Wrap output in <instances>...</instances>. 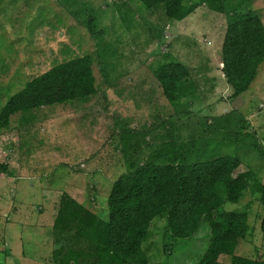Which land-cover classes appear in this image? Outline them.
Returning a JSON list of instances; mask_svg holds the SVG:
<instances>
[{"label":"rangeland","instance_id":"374dc122","mask_svg":"<svg viewBox=\"0 0 264 264\" xmlns=\"http://www.w3.org/2000/svg\"><path fill=\"white\" fill-rule=\"evenodd\" d=\"M222 9L201 4L173 21L161 5L138 0H0V108L31 78L78 57L90 59L95 89L84 100L13 114L0 130V264H54L64 243H55L52 225L64 196L105 219L111 184L125 171L120 135L130 127L147 132L135 159L171 144L185 163L231 156L239 162L232 176L249 171L264 186V59L237 97L220 64L226 26L252 13L264 28V0H222ZM169 63L188 72L186 95L173 104L155 78ZM256 188L223 209L247 214L234 255L264 260ZM207 240L205 221L192 237L172 239L156 217L141 250L146 264H194Z\"/></svg>","mask_w":264,"mask_h":264},{"label":"trees","instance_id":"16d2710c","mask_svg":"<svg viewBox=\"0 0 264 264\" xmlns=\"http://www.w3.org/2000/svg\"><path fill=\"white\" fill-rule=\"evenodd\" d=\"M138 1L146 9L161 5L165 16L173 21L183 19L201 4L217 13L223 11L222 0ZM220 54L222 75L232 97H237L246 91L264 59V28L259 18L248 13L231 21L226 26ZM187 75V70L177 63L161 65L155 71L168 103L186 95L181 83ZM94 91L88 57L56 64L31 78L5 102L0 108V130L8 126L13 114L84 100ZM146 137L147 132L131 127L120 135L125 171L111 184L104 220L68 197L60 199L52 229L55 243L64 244L54 252L53 263L146 264L141 244L147 238L150 222L163 217L165 233L172 239H188L201 221L206 222L207 245L194 264H222L219 256H227L229 264H264L261 256L250 259L234 255L238 241L249 231L247 214L223 209L226 203H236L252 185L257 187L254 191L264 206V186L251 179V172L232 176L239 162L231 156L185 163L173 144L140 161L134 154ZM129 140L135 141L128 144ZM258 229L264 235V216Z\"/></svg>","mask_w":264,"mask_h":264}]
</instances>
